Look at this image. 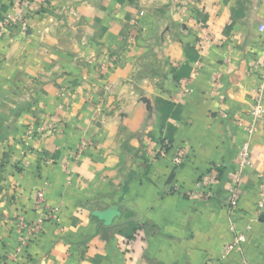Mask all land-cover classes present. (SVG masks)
Wrapping results in <instances>:
<instances>
[{
	"label": "crops",
	"instance_id": "1",
	"mask_svg": "<svg viewBox=\"0 0 264 264\" xmlns=\"http://www.w3.org/2000/svg\"><path fill=\"white\" fill-rule=\"evenodd\" d=\"M21 1L0 0L28 22L0 40V264H264V122L227 207L264 0ZM213 169L211 195H188Z\"/></svg>",
	"mask_w": 264,
	"mask_h": 264
},
{
	"label": "built area",
	"instance_id": "2",
	"mask_svg": "<svg viewBox=\"0 0 264 264\" xmlns=\"http://www.w3.org/2000/svg\"><path fill=\"white\" fill-rule=\"evenodd\" d=\"M26 7H30V3H25ZM15 23H19L21 28L26 29L27 21L24 19L23 15L20 13L15 14H6L2 21H0V40L6 33L15 25ZM260 32L264 33V26H260ZM199 46L202 48L204 45L202 42L199 43ZM262 69V78L259 85H257L252 91V104L248 111V117L250 118V122L244 125L246 139L243 142L241 149L239 151L238 156L235 159V167L236 171L233 175L232 185L228 189V198H227V206L229 209H235L239 203L241 193L240 186L241 180L244 178L249 169L253 167L252 163V151H251V143L253 137L256 133L257 127L260 122H264V63L260 66ZM224 117H226L225 113H222ZM83 149L79 151L81 154ZM165 155V153H162ZM187 154L184 149H178L172 158V161L176 167L182 166L186 162ZM218 172L216 170H212L209 173L203 175L199 182L196 184L194 190L187 193L188 195H199V196H210V188L212 183L217 179ZM259 203L258 206L260 208H264V179H262L259 189ZM45 192L40 191L36 195L35 209L40 211L42 206L45 203ZM55 211L50 209L48 212L47 218L54 217ZM250 228H248V231ZM247 238V231L240 232L234 235L232 241L228 243L223 250V255L221 260L226 259L232 252L236 250H240L241 245L245 242ZM205 264H217L215 261H207Z\"/></svg>",
	"mask_w": 264,
	"mask_h": 264
},
{
	"label": "rangeland",
	"instance_id": "3",
	"mask_svg": "<svg viewBox=\"0 0 264 264\" xmlns=\"http://www.w3.org/2000/svg\"><path fill=\"white\" fill-rule=\"evenodd\" d=\"M22 3H23V5H25V3H30V1H28V0H22L21 1ZM31 4V3H30ZM26 7V6H25ZM30 7H32V4H31V6ZM24 17V19H26V17L25 16H23ZM4 18V17H3ZM3 18H1L0 19V21H2L3 20ZM27 21V20H26ZM15 24H17V23H15ZM19 24V23H18ZM20 25V24H19ZM27 25H28V22H27ZM26 29H27V27H26ZM22 30H23V28H22ZM198 45H199V43H198ZM101 72V71H100ZM249 111V110H248ZM247 116H248V113H247ZM38 132L40 131V132H42L41 131V129L40 130H37ZM39 132V133H40ZM34 133H35V130L33 129V128H30L29 129V131H28V133H27V136H26V139L27 140H29V141H32L33 140V135H34ZM80 156H81V154L80 153H78V155L76 156V160H78L79 158H80ZM41 191H44L45 192V198H46V189H41ZM40 191H38L37 193H39ZM37 193L33 196V203H34V209H35V202H36V195H37ZM228 207V206H227ZM50 209H53L48 203H47V199L45 200V203H44V205L42 206V209H41V211L43 212V214H44V218L45 219H52V218H55V214H54V217H52V218H47L48 217V212H49V210ZM36 210V209H35ZM54 211H55V213H56V209H53ZM37 212H38V210H36ZM32 228V230H35V231H37L39 228H40V226L39 225H36V226H33V227H31ZM30 234V233H29ZM23 242V241H22ZM11 258V257H10ZM1 261H2V259L0 258V263H1Z\"/></svg>",
	"mask_w": 264,
	"mask_h": 264
}]
</instances>
